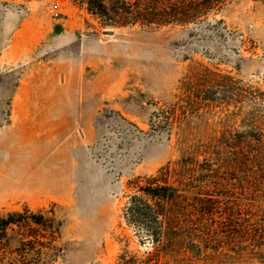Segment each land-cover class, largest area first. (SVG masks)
Returning a JSON list of instances; mask_svg holds the SVG:
<instances>
[{
  "label": "rangeland",
  "instance_id": "1",
  "mask_svg": "<svg viewBox=\"0 0 264 264\" xmlns=\"http://www.w3.org/2000/svg\"><path fill=\"white\" fill-rule=\"evenodd\" d=\"M50 1L0 0V211L55 217L52 264H117L150 249L122 216L131 181L219 135L264 134V0L161 27L103 26L86 0H58L54 19ZM209 86L231 93L205 103Z\"/></svg>",
  "mask_w": 264,
  "mask_h": 264
},
{
  "label": "trees",
  "instance_id": "2",
  "mask_svg": "<svg viewBox=\"0 0 264 264\" xmlns=\"http://www.w3.org/2000/svg\"><path fill=\"white\" fill-rule=\"evenodd\" d=\"M86 3L89 13L106 27H161L205 21L226 0ZM214 88L207 87L200 99L212 103L220 93H231V89ZM155 117L168 121L160 113ZM255 132L222 134L216 137V145L211 138V145L202 144L199 153L182 156L174 169L164 166L143 182L131 181L134 191L122 216L150 249L141 256L123 251L117 264H249L254 260L264 264V205L255 204L264 203V134ZM16 231L19 237L13 245ZM60 237L61 224L45 211L26 206L2 210L0 264H52L62 254Z\"/></svg>",
  "mask_w": 264,
  "mask_h": 264
},
{
  "label": "built area",
  "instance_id": "3",
  "mask_svg": "<svg viewBox=\"0 0 264 264\" xmlns=\"http://www.w3.org/2000/svg\"><path fill=\"white\" fill-rule=\"evenodd\" d=\"M50 16L54 19H59L62 15V8L58 0H52L48 4Z\"/></svg>",
  "mask_w": 264,
  "mask_h": 264
}]
</instances>
